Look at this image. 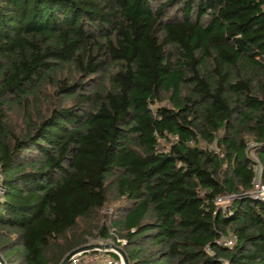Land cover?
<instances>
[{"label": "trees", "instance_id": "16d2710c", "mask_svg": "<svg viewBox=\"0 0 264 264\" xmlns=\"http://www.w3.org/2000/svg\"><path fill=\"white\" fill-rule=\"evenodd\" d=\"M257 163L264 0H0L6 264H264Z\"/></svg>", "mask_w": 264, "mask_h": 264}, {"label": "built area", "instance_id": "2783aa9c", "mask_svg": "<svg viewBox=\"0 0 264 264\" xmlns=\"http://www.w3.org/2000/svg\"><path fill=\"white\" fill-rule=\"evenodd\" d=\"M253 145L254 142L250 141L247 147H251ZM2 179H3V173L0 167V194L3 192ZM250 194L253 197H258V198L264 197V184L260 180L259 163L255 164V176L253 178V187L250 191ZM232 197H233L232 195L219 196L217 197V200L223 202L226 200H230ZM218 240L224 244H231L233 242L232 238L222 237ZM103 241L104 242L108 241L113 243V241L109 239H105ZM116 241L118 242L119 247L120 245L125 243L124 238H117ZM111 252L115 253L116 257L110 256L109 253ZM67 264H124V262L121 252L117 248L110 247L107 249V248L95 247L91 249L80 250L78 252L73 253L70 256Z\"/></svg>", "mask_w": 264, "mask_h": 264}, {"label": "water", "instance_id": "95a60500", "mask_svg": "<svg viewBox=\"0 0 264 264\" xmlns=\"http://www.w3.org/2000/svg\"><path fill=\"white\" fill-rule=\"evenodd\" d=\"M95 247L107 248V249L110 247H115L121 252L124 264H129L123 249L121 247H119L118 245H116L112 242H108V241H106V242H104V241H93V242H89V243L77 246V247L73 248L72 250H70L69 252L66 253V255L63 257L61 264H67L70 256L73 253L78 252L80 250H86V249H91V248H95ZM0 264H6V260L1 253H0Z\"/></svg>", "mask_w": 264, "mask_h": 264}, {"label": "rangeland", "instance_id": "374dc122", "mask_svg": "<svg viewBox=\"0 0 264 264\" xmlns=\"http://www.w3.org/2000/svg\"><path fill=\"white\" fill-rule=\"evenodd\" d=\"M13 113H14V116H15L17 119H20V118H21L20 115H19L18 113H16V112H13ZM251 154H252V152H251ZM105 210L110 211V207L107 206V207L105 208ZM94 241H95V240H94ZM116 244H117V243H116ZM117 245H118V244H117ZM109 255L112 256V257H116V255L113 254V253H109Z\"/></svg>", "mask_w": 264, "mask_h": 264}]
</instances>
